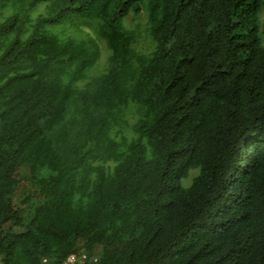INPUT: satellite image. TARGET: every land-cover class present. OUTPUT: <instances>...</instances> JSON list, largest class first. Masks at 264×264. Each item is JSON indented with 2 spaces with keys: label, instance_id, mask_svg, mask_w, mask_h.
<instances>
[{
  "label": "trees",
  "instance_id": "16d2710c",
  "mask_svg": "<svg viewBox=\"0 0 264 264\" xmlns=\"http://www.w3.org/2000/svg\"><path fill=\"white\" fill-rule=\"evenodd\" d=\"M70 254L264 264V0H0V264Z\"/></svg>",
  "mask_w": 264,
  "mask_h": 264
},
{
  "label": "built area",
  "instance_id": "2783aa9c",
  "mask_svg": "<svg viewBox=\"0 0 264 264\" xmlns=\"http://www.w3.org/2000/svg\"><path fill=\"white\" fill-rule=\"evenodd\" d=\"M87 259V257L85 255H75V254H71L69 255L62 264H81L83 262H85Z\"/></svg>",
  "mask_w": 264,
  "mask_h": 264
},
{
  "label": "rangeland",
  "instance_id": "374dc122",
  "mask_svg": "<svg viewBox=\"0 0 264 264\" xmlns=\"http://www.w3.org/2000/svg\"><path fill=\"white\" fill-rule=\"evenodd\" d=\"M36 14H37L36 11L32 12V13H31V17H35ZM103 50H104V48H103ZM106 56H107V55H106L105 53L102 54L101 59H100V63H101V64H103V63L105 62Z\"/></svg>",
  "mask_w": 264,
  "mask_h": 264
},
{
  "label": "clouds",
  "instance_id": "9594fccd",
  "mask_svg": "<svg viewBox=\"0 0 264 264\" xmlns=\"http://www.w3.org/2000/svg\"><path fill=\"white\" fill-rule=\"evenodd\" d=\"M70 255H71V254H70ZM75 255H76V254H75ZM81 255H85V256L87 257V259H86L85 262H87V261L90 260L88 255H86V254H80V255H78V256H81ZM68 256H69V255H68ZM68 256H67V257H68ZM67 257H66V258H67ZM66 258H65V259H66ZM65 259H64V260H65ZM63 262H64V261H63ZM63 262H62V263H63ZM62 263H61V264H62ZM83 263H84V262H83ZM81 264H82V263H81Z\"/></svg>",
  "mask_w": 264,
  "mask_h": 264
}]
</instances>
